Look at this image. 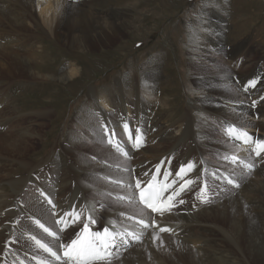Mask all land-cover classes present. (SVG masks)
Here are the masks:
<instances>
[{
	"label": "bare ground",
	"instance_id": "1",
	"mask_svg": "<svg viewBox=\"0 0 264 264\" xmlns=\"http://www.w3.org/2000/svg\"><path fill=\"white\" fill-rule=\"evenodd\" d=\"M104 2L102 0H82L79 4H73L69 3L68 0H0V52L3 53L0 59V68L7 69V72L11 75H14L12 72L17 71L28 74L24 78H20L19 76L2 77L0 74V80L2 78H7L9 81L11 78L32 81L47 80L44 74L35 71L31 72V69L33 67L36 68V65L39 64L38 60L41 57L49 56L47 53H42L43 48L40 47L39 39L35 35L36 33H40L37 35L42 38H54L53 40H55L54 43L56 45L61 46L63 42L67 43L72 51L90 50V53H92L95 51L93 49L99 48L98 46L102 47V45L107 46L111 44L114 38L119 39L128 30L133 28L135 19L133 20L132 13L127 11V8L124 10H111L107 14L93 12L95 5H103ZM84 6L91 9H85L83 8ZM20 10H23L25 15H20ZM35 36L36 41L34 40ZM4 40H7V43L3 45L2 41ZM19 42L21 43L20 46H18ZM208 50L211 49L204 48L199 55H202V60L209 66L206 69L200 70L197 67L198 65H195L194 71H198L206 78L205 85H208L207 91L217 94L215 96L221 95V91H223L224 96L229 99H226V101L218 97L208 99L210 102L208 104L212 108L215 107L213 108L214 112L208 113L213 115L217 121V126H221L222 129L226 130V135L230 141L229 145H226L224 141L221 142L219 153L224 157L236 155L240 161L252 163L255 167L254 172H249L245 170L246 167L243 164H232L230 161H227L235 171L228 169L229 173L223 172V174L227 176L228 174L231 175L233 180L239 183V187H233L232 192L225 199L221 198L220 206L218 204L216 207L208 209L199 200L196 203L197 209H190L189 207L186 210L184 209L185 212L180 213L182 217L175 219L178 223L171 224L168 227L165 223L168 224L172 220V214L165 212L163 215L158 213L153 215L143 209L136 200L125 202L117 199L118 196H131L132 189L121 188L118 184L111 182L114 180L127 181L130 176L146 180L148 177H144L142 174L147 171L149 176H151L155 172L156 166L160 165L161 175L158 177V182L169 184L168 190L164 193L165 196L172 189L178 188L185 180H192L193 183L188 185L185 191L180 194L181 197L179 199H183L184 201L191 191L196 194L202 193L205 182L207 183V190L203 192L204 196L212 195L216 189L219 190L224 185L226 186L228 184L226 180L213 179L211 174L217 169L213 168L209 162L210 160L205 156H199L204 155L207 149L204 145L197 142L195 138L196 124L189 113L184 114L181 119L173 123H167L160 118H144L143 123H145V131L149 138V146H147L148 148L145 147V149H138L140 146L133 147V143L137 137V133L135 132L136 127L133 129L128 123L129 109L126 105L127 96H124L122 89L121 91L115 89L114 91L118 93L116 96L117 102L124 108V120L121 122V127L124 122H127L133 138L131 139L133 141L132 146L130 149L127 148L129 151L125 149L128 152V157L125 160H133L132 165L126 168L128 171H125V168L120 170L122 166L114 165L113 162H106L105 160H99L103 165H94L88 161L85 154L81 153L80 150L83 151L84 148L78 144L79 139L76 136H71L70 144L72 143V145L66 146L63 150L66 155L74 156L76 152L78 156L77 154L74 157L71 156V159L60 165L64 168V172H61L57 164L50 166L47 164V161L56 154L57 146L55 145L40 163L33 165V162L30 163L28 159L25 160V157L33 149L31 143L34 140H42V136L39 135V131H36V128L21 126V120L24 119V116L15 112L19 108H15L16 110H14L12 108L13 99L5 95V99L3 98L2 102L3 106L6 105V107L0 110V231L7 230L8 237L3 245H9L7 242L13 239L11 236H14L22 239L24 242L28 241L29 245L32 246L33 242L28 237L35 235L39 239L37 233H34L32 228L35 220H39L46 227L53 230L59 228L54 223L57 217L52 215L53 210L47 203V199H45L47 197L57 206L55 211L60 214L70 210L73 205L77 209L92 204H95L99 209L98 202L103 203L108 208L110 205L113 206L115 204L120 206L116 210L111 209V207L110 209H99L97 212V224L93 227V230L95 231L109 223H114L121 231H123L124 227H128L130 230L136 231L138 235H141L142 232V242L139 244L131 242V248L128 247L126 251H122L119 259L114 260L113 264H165L167 253L168 259L173 264H177L175 259L186 260L188 264H241L243 262L245 264H264V170H261L263 156L261 155L259 159H255L256 155L252 151L254 145L242 144L239 141H235L227 133V127L231 125L237 129L246 130L253 138L264 139V107L261 109L257 108V106L252 107L251 102L253 100L244 98L247 93H241L239 90L241 87L240 81L243 80L244 84L249 85L250 81L259 79L257 76L259 66L255 70H252L248 77H239L235 83L236 87L233 89L231 88V84L233 83L230 84L228 80L226 63L223 62L221 66L217 63V65H214L215 62L220 61L209 58V54H206ZM230 50L233 53V49ZM208 61L214 64L210 65L207 63ZM195 63L198 64L197 61ZM235 64L236 66H241V60ZM219 71L218 76L212 77L213 74ZM77 75H79L78 69L73 68L66 75L59 78L67 77L73 79ZM47 78L49 79V77ZM135 89V99L138 106L148 104L153 100L143 97L138 86L134 85L131 90ZM91 92L94 96V101L102 110L109 109L110 104L108 101L110 100L101 96L95 88ZM206 105L204 104V106ZM37 115L42 119L50 117L51 113L45 110L38 112ZM163 116L169 118L167 113L163 114ZM41 124L39 123L38 126L43 127L45 125ZM86 124L88 125L89 123ZM174 130L181 132L176 131L179 136L174 134ZM258 130H261L263 134L259 135ZM96 131L94 130L93 132L96 133ZM129 131H126L127 135H129ZM153 144L154 147H151ZM164 144H171L172 147H166L164 148L166 150L162 151L158 146ZM91 146L94 151L97 149L103 150L108 159L115 160L114 154L116 153L114 152L113 154L115 149L111 145L105 147L112 149V152L108 149L98 148L95 145ZM177 149L182 150V156H177ZM242 150L247 152L245 154L246 157L241 155ZM189 162L194 163L195 167L191 170H186L183 174V180H181L176 176V173L180 166L186 165ZM15 166H21L25 170H30V172L24 176L22 175L19 179L9 180L8 177L12 173H15ZM41 168H43V171H41ZM37 169L38 171H36ZM111 169L120 171L114 173ZM166 170L171 172L168 181L162 179ZM240 170L242 172L245 171L246 175L254 177L244 189H242ZM34 171H40L46 176V178H43L47 181L49 180L51 184L48 185V189H44L38 185L36 181L37 177L33 173ZM58 177L57 181L59 182L56 181ZM173 179L176 180V184L170 183ZM28 180L31 183H28L30 185L27 189L33 191V189L39 187L38 189L41 190L43 195L42 193L34 195L32 192H28L23 196L26 191L24 187ZM163 183L160 184L163 185ZM7 187L11 189V192L6 190ZM224 194L228 193L225 192ZM24 197L27 200L26 208L25 203H23ZM129 204L134 206L138 204V207L135 206V209L139 211L136 219H139L141 216L145 220L151 218L154 221V226L141 230V226L136 224L135 220H128L127 216H133L131 212L126 213L128 212L126 211V207H130ZM39 210H41L40 213H38ZM22 215L27 216L29 218L28 221L31 223L26 221L27 223L23 222L19 224L18 218ZM99 225L101 226L99 227ZM35 226L37 229H40L36 224ZM73 227L76 226L74 225ZM160 228H168L170 231L175 230L172 234L178 239L175 240L173 237H166V235H164L165 237L160 236L163 235ZM211 229H213V232H207ZM71 231L72 228H69L64 233H61L65 241L67 240L68 233ZM209 234H213L214 237L211 239ZM157 236L162 237V241L165 243L159 242L157 244L158 241L154 238ZM43 241L47 243L51 242L52 239L45 236V240ZM51 245L56 250L55 243L52 242ZM10 246L16 248L13 243ZM31 248L38 250L35 245ZM17 250L20 252V255L23 253L22 247H18ZM40 252L39 254L41 255H38L40 259H48L50 264H58L51 260L46 253ZM58 253L60 254L59 251ZM24 257H16L12 254L8 256L4 255L2 244H0V264L3 262L7 264H20L21 260L19 259L23 260ZM28 257L31 258V264H36V260L32 259V254H28ZM25 264L27 263L25 262ZM182 264L185 263L183 262Z\"/></svg>",
	"mask_w": 264,
	"mask_h": 264
},
{
	"label": "rangeland",
	"instance_id": "2",
	"mask_svg": "<svg viewBox=\"0 0 264 264\" xmlns=\"http://www.w3.org/2000/svg\"><path fill=\"white\" fill-rule=\"evenodd\" d=\"M72 1L74 0H68L69 3H72ZM102 1H105L103 5L106 4L105 7L107 8H104L103 5H95L93 12L107 14L111 10H124L127 8L126 10L132 13L131 16L133 17V20L135 19V22L133 21V28L128 30L126 32L127 34L125 33L119 39L114 38L112 43L107 46H98L99 48L93 49L95 51L90 53V50H79L77 52L72 51L67 43L63 42L61 46L56 45V43H54L55 40H53L54 38H42L41 36L37 35L40 33H36L35 35L39 39L40 47L43 48L42 53H47L49 56L41 57L40 60H38L39 64L36 65V68L33 67L31 72L35 71L39 72L40 74H44L47 80L32 81L24 79L21 80L18 78H11L10 81L7 78H2L0 80V110L6 107V105L3 106L2 101L4 96L8 95V98L13 99L12 108L14 110H16L15 108H19L15 112H18L17 114H22L24 116V119L21 120V126H30L32 128H36V131L38 130L39 135L42 136V140H34L33 143H31L33 149L30 151L29 155L25 157V160L28 159L30 163L33 162V165H36L45 159V157L55 145L57 146L55 151L56 154H54L52 158L47 161V164L48 166L57 164L60 167L61 172H64L63 166L60 165L71 159V156L73 155H66L63 149L66 146L68 147L69 145H72V143L70 144L71 139L73 136H76V138L79 139L78 144L84 148L83 151L80 150L81 153L85 154L90 163L98 166L103 165L99 160H105L106 162H113L114 165L122 166L120 170L123 168H129L132 165L133 160L128 159L126 161V157H123L122 154L121 156L116 151L105 147L109 145V143L103 128L104 124L108 125L109 131L115 129L116 137L121 140L127 151H129L128 149H130L131 146H127L128 141L125 137L126 132L124 134L123 130L120 128L123 110L117 106L120 105V103L117 102V95L113 94L115 88H109V86L112 84V82L114 83L112 84L113 86H118V81L122 83H137L139 82L141 74L140 72H145L151 68L155 69L158 62H163V65L167 66V63L165 62H167L166 60H169V67H162L160 70L161 73L166 76L164 81L171 83V85L174 87L171 86L165 88L164 86L162 88L164 89L163 95H160L158 90H154L153 96L156 98L155 103L157 105L159 104L158 110L152 107L153 105L151 103H154V99L146 106L142 105L141 108H143V110L146 108H152L148 111L149 113H153V116L150 117L160 118L162 121L167 123H173L178 119H181L184 114L189 113L196 124L195 138L199 144L204 145L207 149V151L204 152V155L199 156L207 157L210 160L209 162L213 168L215 167V169H219L220 173L228 172V169H233L229 163L223 159L224 156L219 153L221 142L224 141L226 145L230 144L229 138L226 135V130L222 129V127L219 128L213 115L208 113L209 111L214 112L213 108H215H212L211 105L208 104L210 103L208 99H215L218 97L219 99L226 101L228 98L224 96L223 91H221V95L218 96H215L217 94L207 91L206 88L208 85H205L206 78L203 77L198 71H194V66L198 65L197 67L200 70L206 69L209 66L202 60V55L199 54L202 53L204 48L211 49L208 46L210 45L209 43H211L212 47H214L217 52H221V54H218L221 56L220 58L223 61L217 59L215 52L211 49L206 52V54H209L208 57L220 62H215L214 64L211 63V61H208L207 63L210 65L219 64L220 66L223 64V62L226 63V67L228 68V80L230 83H233L231 84V88L235 89L234 79L244 76L245 78L248 77L252 70H255L258 66L259 73L257 76L262 79V77H264V0ZM212 2L213 4H211ZM193 5L197 7L196 10H193L190 14L191 11H188V8L189 6L192 7ZM83 8L88 10L91 9L87 6H84ZM22 12L23 10H20L19 14L22 16L25 15L24 12ZM200 21L207 25L204 27L205 29L200 28ZM201 32L202 35H210L211 39L203 40L201 37ZM36 36L34 39L35 41ZM170 36L172 37L170 38ZM198 40H203L201 43L204 44L200 45L197 43L200 42ZM215 42L218 44H215ZM2 43L3 45L6 44L7 40L2 41ZM20 44L21 43L19 42L18 46H20ZM224 49H227V51H223ZM230 49H233V53ZM150 55H152V59L147 63L149 60L147 56ZM2 56L3 53L0 52V59ZM239 60H241L242 65L236 66L235 63ZM196 61L198 64L195 63ZM73 68H76L79 71V75H77L76 78H59L63 75H66L67 72ZM189 68L190 70L188 71ZM0 69V74L2 77L19 76L20 78H24L28 76V74L22 73L21 71L12 72L14 75H11L7 72V69ZM189 72L192 74V76H189ZM218 73H220V71L213 74L212 77L215 75L218 76ZM206 75L208 76V74ZM47 77H49V79ZM155 83L156 85H159L160 80H156ZM191 83L194 84L198 90L192 89L191 86L193 85ZM262 83L264 86V78ZM93 88H96V90H99L100 88L99 93L101 96L107 98V100H110L108 101L110 104L109 109L107 108V110H102L96 104L94 99H92V95L91 97L88 96V89L90 91ZM118 90L121 91L120 84ZM126 91L128 92L130 90L128 89ZM127 92L125 94H127ZM262 96H264V90L262 92ZM111 98L114 100H111ZM129 99L130 97L127 100V104L131 105L132 103ZM204 104L207 105L204 106ZM257 105H259V108H263L264 100L257 102ZM45 110L49 111L51 115L50 117L41 119L37 113ZM132 111L129 118L130 121H139L138 110L135 106L132 107ZM165 113L169 115V118L163 116ZM140 114V119L142 120L145 115L142 113ZM39 123H42L41 125H45L43 127H39ZM86 123L89 124L87 125ZM144 129L145 127H143V130ZM94 130H97L96 133L93 132ZM176 131L177 130H174V134L179 136L177 133L179 131ZM91 145H95L96 147L102 149H108L110 152L113 151V154L115 152V160L108 159L103 150L97 149L94 151ZM147 146H149V144ZM147 146L146 148H148ZM170 146L172 147L171 144H164L159 145L158 147L162 151H165L166 149L164 148H168ZM76 147L78 148V146ZM151 147H154V144ZM176 152L178 157L182 156L183 152L181 149H177ZM246 153L247 152L244 150L241 151V155L244 157H246ZM76 154L77 153L75 152L74 156ZM263 159L264 154L262 158L261 170H264ZM111 170H113L114 173L120 171L114 169ZM36 171H38V169ZM36 171L33 173H35L37 177L36 181L38 185L44 189H48V185L50 184L49 180L47 181L43 178H46L43 173ZM41 171H43V168H41ZM29 172L30 170H25L21 166H15V173H12L8 179H19L22 177V175L24 176ZM240 174L242 189H244L248 182H250L254 177L246 175L245 171L242 172L241 170ZM228 176L232 178L231 175L228 174ZM58 179L59 177L56 178V181ZM50 181L52 182V180ZM28 183H31V181L28 180L26 186L24 187L26 188V191L24 192L23 196H25V194L28 192H32L34 195L42 193L41 190L38 189L39 187L33 189V191L28 190L27 187L30 185H28ZM233 187L235 186L230 184H227L226 186L224 185L221 187V189H216L212 195L208 196H204L203 193L196 194L191 191L189 194L191 198L189 197L188 202H186L185 199L183 204H177L173 208V213L175 212L176 215L180 213V211L181 213H184L185 210L190 206V208H196V203L199 200L201 201V195L209 199L210 202L208 203H203L201 201L204 204L203 206H207L208 209L214 208L218 204V206H220V199H225V197L232 192ZM6 190L11 192L9 187H7ZM225 192L228 194H224ZM23 203H25L26 208L27 200L25 197L23 199ZM137 205L138 204L135 206ZM135 206L130 205V207H126V211L128 212H124H131L134 217H137L139 211L135 209ZM110 207L111 209L116 210L119 209L120 206L118 204L113 206L110 205L109 208L108 206H104V208L107 209H110ZM40 212L41 210H39L38 213ZM28 220L29 218L27 216L25 217V215H22L18 218L19 224L23 222H30ZM165 224L169 227L167 223ZM100 226L101 225H99V227ZM32 228L34 233H37L39 239L45 240V233H43L41 229H37L34 222L32 224ZM212 230L213 229L207 232H213ZM174 231L175 230L163 232V235H166V237H173V239L176 240L178 238L172 234ZM209 235L211 239L214 237L213 234ZM7 237L8 231L1 230L0 244H2L4 255L8 256L12 254L16 257L25 256L23 260L25 259L24 261L27 264H31V258H27L28 254H32L33 256L41 255L39 254L41 253V250L31 248L35 245L33 241V245L30 246L28 241L24 242L18 237L11 236V238H13L11 240H14L13 244H15L16 248H12L10 245H3ZM159 239H157V244H159V242L165 243L162 241V237H159ZM18 247L23 248V253L21 255L17 250ZM167 255L168 253L166 254L165 264H173V262L168 259ZM175 261L177 264H182L183 262L188 264L186 260L175 259ZM243 263L245 264V262ZM1 264L7 263L3 262Z\"/></svg>",
	"mask_w": 264,
	"mask_h": 264
},
{
	"label": "snow or ice",
	"instance_id": "3",
	"mask_svg": "<svg viewBox=\"0 0 264 264\" xmlns=\"http://www.w3.org/2000/svg\"><path fill=\"white\" fill-rule=\"evenodd\" d=\"M255 86L256 81H250L248 87L243 88V91L247 92L249 87L255 88ZM261 100H264V96L261 97ZM256 103L257 101L253 100L252 107H255ZM122 127L124 130L129 131L127 122H124ZM103 128L109 145H111L117 153L128 157V152L122 146L121 140L116 137L115 129L109 131L107 124H104ZM136 132L137 137L133 143V147L140 146V137L143 135L139 129H136ZM227 133L235 141H239L242 144L254 145L252 151L257 157L264 154V139L253 138L246 130L237 129L231 125L227 127ZM129 139H133L130 131ZM223 159L230 161L232 164H243L249 172L254 169L252 163L240 161L236 155H231L230 157L225 156ZM194 167L195 165L192 162L182 165L179 167L176 176L183 180V174L186 170H191ZM125 171L128 170L125 169ZM142 175L148 177V179L143 180L130 176L127 181H111L112 183L118 184L121 188L132 189L131 196H118L117 199L125 202L136 200L139 204L143 205V209L150 210L151 213H158L160 215H163L165 212H170L177 204H183L185 201L183 199L177 200L176 197L184 192L188 185L193 183L192 180H185L178 188L172 189V191L165 196L164 193L168 190L169 184L165 183L161 185L158 182V177L161 175L160 165L156 166L155 172L151 176H149L147 171ZM170 175L171 172L166 170L162 179L168 181ZM211 175L213 179H219L221 181L226 180L228 184L239 187V183L234 181L230 176L220 173L219 169L212 172ZM170 183L176 184V180L173 179ZM206 190L207 183L205 182L202 193ZM200 198L203 203L210 202L209 199L205 198L203 195H201ZM45 199H47V203L51 205L53 210L52 215L57 217L54 223L58 225L59 228L53 230L46 227L39 220H35L34 223L43 233L47 234V237H51L52 241L46 243L42 239H37L35 235H30L28 239L34 242L38 250L47 253L48 257L58 262V264H113V260L119 259L121 252L126 251L127 248L131 246V242H142V232L141 235H138L136 231L130 230L128 227H124L123 231H121L114 223H109L94 231L93 227L97 224V212L99 209L104 208L103 203L98 202L99 209L95 204L81 207L80 209H77L76 206L73 205L70 210L60 214L55 211L57 206L52 200L47 197H45ZM121 215H123V213H121ZM126 218L128 220H135L136 224L141 226V230L154 226V221H152L151 218L148 220H145L143 216L139 219H136L134 216H127ZM74 225L76 227H73ZM69 228H72V231L68 233L67 240L65 241L61 233H64ZM160 231L166 232L170 231V229L160 228ZM154 238L159 239L158 236ZM52 242L55 243L56 250L51 246ZM7 243L11 245L14 241L10 240ZM58 251L60 254H58ZM32 259L36 260V264H50L48 259H40L36 255H34ZM20 264H25V261L21 260Z\"/></svg>",
	"mask_w": 264,
	"mask_h": 264
}]
</instances>
